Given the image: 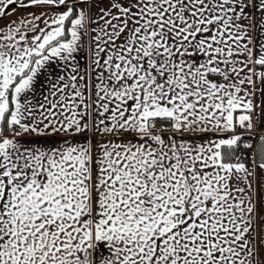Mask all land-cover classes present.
Here are the masks:
<instances>
[{
    "label": "snow or ice",
    "instance_id": "1",
    "mask_svg": "<svg viewBox=\"0 0 264 264\" xmlns=\"http://www.w3.org/2000/svg\"><path fill=\"white\" fill-rule=\"evenodd\" d=\"M0 264H264V0H0Z\"/></svg>",
    "mask_w": 264,
    "mask_h": 264
}]
</instances>
